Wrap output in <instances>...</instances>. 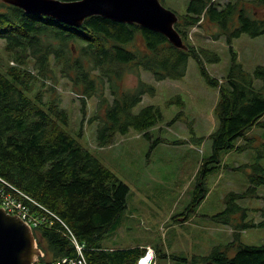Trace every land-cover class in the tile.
<instances>
[{
	"label": "trees",
	"instance_id": "trees-1",
	"mask_svg": "<svg viewBox=\"0 0 264 264\" xmlns=\"http://www.w3.org/2000/svg\"><path fill=\"white\" fill-rule=\"evenodd\" d=\"M253 2L264 6V0ZM178 17L175 28L183 41L192 27L204 21L219 26L215 38L226 36L232 62L223 82L211 77L205 66V60H219L216 54L187 43V50L177 48L163 34L138 24L91 16L82 26L74 27L0 2V41L17 63L4 68L0 65V176L11 185L7 190L24 201L28 214L37 217V227L32 229L47 252L44 264H74L82 257L87 264H138L147 248L103 246V236L116 227L127 208L130 188L67 132L63 127L69 121L65 109L56 102L46 108L41 92L30 95L36 77L25 68L29 61L42 74L56 65L77 90L84 116L87 98H97V111L90 121L97 122V143L104 147L111 145L117 134L132 129L150 138V130L163 120L155 105L134 112L144 95L154 94L155 88L140 79L136 85L124 87L125 75L138 76L143 68L158 81L180 79L193 56L207 82L219 88L215 109L218 127L210 135L213 152L204 162L202 177L218 168L222 152L248 147V143L236 146L235 140L247 138L251 127L264 124V65L246 71L231 45L242 34L264 35V15H256L241 0L224 4L190 0L186 13ZM138 36L143 40L141 47H135ZM257 79L262 81L261 89L255 87ZM207 163L215 165L208 168ZM246 166L252 168L248 189L245 193L230 192L225 209L213 216L218 223L232 225L234 215L239 214L241 222L234 225L235 234L248 227L264 228V205L256 209L259 221H246L248 209L238 203L240 198L259 196L258 187L264 184V167L259 163ZM205 195L200 178L187 211ZM236 242L216 246L207 256H194L192 264H264V245ZM154 252L157 262L162 255ZM173 258L188 262L187 258Z\"/></svg>",
	"mask_w": 264,
	"mask_h": 264
},
{
	"label": "rangeland",
	"instance_id": "rangeland-1",
	"mask_svg": "<svg viewBox=\"0 0 264 264\" xmlns=\"http://www.w3.org/2000/svg\"><path fill=\"white\" fill-rule=\"evenodd\" d=\"M160 1L179 16L186 13L190 2ZM241 1L256 15H264V6H257L255 0ZM219 32L217 24L204 21L188 31L184 42L218 56L217 62L205 60V66L211 77L223 82L230 71L232 53L224 34L215 38ZM142 44L143 40L138 36L135 47ZM231 45L246 71L252 72L257 65H264V35L242 34L234 38ZM15 63L4 48V41H0V65L4 68ZM25 68L32 70L36 77L31 82L30 95L41 92L46 108L50 102H56L59 108L65 109L69 121L63 127L67 132L130 188L127 208L117 219L116 227L103 236V246H150L162 255L157 264H184L173 256L187 258V264H192L194 256H207L214 247L235 240L245 245H264V228L248 227L235 234L234 225L240 221L239 214L234 215L232 225L218 223L213 218L225 209V199L230 192L245 193L248 189L252 168L246 164L259 163L264 167V124L251 127L247 138L235 140L236 146L248 143V147L222 152L218 168L202 177L204 162L213 152L210 135L218 127L215 109L219 88L207 82L193 56L188 60L186 75L180 79L158 81L151 71L143 68L139 69L138 76L134 73L125 75L124 87H132L140 79L155 88L154 94L144 95L134 112L155 105L161 109L163 120L150 130V138L132 129L127 134H117L113 143L104 147L97 143V122L90 121L97 111V98H87L84 116L77 90L69 79L61 76L56 65L44 74L34 69L30 61ZM255 87L262 88L260 79L255 80ZM261 121L264 122V117ZM213 165L215 163H207L206 167ZM200 178L206 195L192 211H187ZM257 193L259 196L238 200L239 205L248 209L246 221L261 218L256 209L264 205V184L258 187ZM36 245L44 253V260L47 252L38 237ZM234 250H229L230 256Z\"/></svg>",
	"mask_w": 264,
	"mask_h": 264
},
{
	"label": "water",
	"instance_id": "water-1",
	"mask_svg": "<svg viewBox=\"0 0 264 264\" xmlns=\"http://www.w3.org/2000/svg\"><path fill=\"white\" fill-rule=\"evenodd\" d=\"M28 14L51 17L70 26L80 27L91 16L114 22L138 24L163 34L177 48L187 50L175 24L176 12L160 0H1ZM39 254L32 228L16 214L0 207V264H34Z\"/></svg>",
	"mask_w": 264,
	"mask_h": 264
},
{
	"label": "built area",
	"instance_id": "built-area-1",
	"mask_svg": "<svg viewBox=\"0 0 264 264\" xmlns=\"http://www.w3.org/2000/svg\"><path fill=\"white\" fill-rule=\"evenodd\" d=\"M212 1L216 2L217 0H212ZM226 1H230V0H226ZM7 185L11 187V185L7 182V180H5L3 177L0 176V207L4 208L10 214L19 215L31 228L37 227L38 224L37 217L28 214L26 204L24 203V201L12 195L11 191L7 190ZM76 245L79 251H81V246L77 242ZM44 256H45L44 253L39 250V254L36 255L34 258V264H44L42 262ZM64 261H66V259ZM74 264H87V263L84 257H82V260H79L78 263L74 262ZM138 264H157L155 258V252L154 249H152V247L150 246L147 247L146 254L140 258Z\"/></svg>",
	"mask_w": 264,
	"mask_h": 264
},
{
	"label": "clouds",
	"instance_id": "clouds-1",
	"mask_svg": "<svg viewBox=\"0 0 264 264\" xmlns=\"http://www.w3.org/2000/svg\"><path fill=\"white\" fill-rule=\"evenodd\" d=\"M226 2H228V1H226ZM226 2H225V3H226ZM215 3H216V2H215ZM221 4H224V3H221ZM35 239H36V238H35ZM152 249H153V248H152Z\"/></svg>",
	"mask_w": 264,
	"mask_h": 264
}]
</instances>
